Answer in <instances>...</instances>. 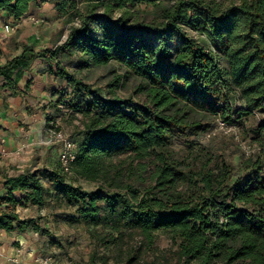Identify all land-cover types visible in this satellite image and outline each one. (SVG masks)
I'll use <instances>...</instances> for the list:
<instances>
[{
	"label": "trees",
	"instance_id": "obj_1",
	"mask_svg": "<svg viewBox=\"0 0 264 264\" xmlns=\"http://www.w3.org/2000/svg\"><path fill=\"white\" fill-rule=\"evenodd\" d=\"M46 4L77 26L53 49L24 46L0 77L15 97L11 78L28 56L51 65L64 52L76 55L75 74L49 68L65 84L53 93L55 112L81 126L74 176L62 174L58 161L4 176L0 231L47 233L17 209H62L68 227L109 252L92 253L90 264H107L112 253L116 263L136 264L159 235L177 245L183 264H264V0L225 8L214 0H0V13L19 20ZM114 65L122 72L103 92L75 76ZM129 77L132 96L117 95ZM256 115L259 152L238 176L201 146L189 162L172 149L174 139L212 121L236 127Z\"/></svg>",
	"mask_w": 264,
	"mask_h": 264
},
{
	"label": "rangeland",
	"instance_id": "obj_2",
	"mask_svg": "<svg viewBox=\"0 0 264 264\" xmlns=\"http://www.w3.org/2000/svg\"><path fill=\"white\" fill-rule=\"evenodd\" d=\"M214 1L222 4L224 8L235 4L237 5L239 2V0ZM141 9H143V7H141ZM6 23L10 26V32L8 34H5L2 28ZM71 26H77V22L74 19L70 21L68 17L60 18L56 11H54L53 6L49 4L43 5L40 8L32 6L30 11L19 20H14L9 18L6 14L0 13V62L7 63L12 60V58L19 56L22 53L24 46L31 48L34 52H39L46 49H53L55 46L61 45L66 40ZM28 59L29 62L27 68L19 71L17 77H12L11 80H15L17 83L22 76H26V74L34 69H45L46 72L49 73V68L51 67L55 70L57 65L64 67L70 73L75 74L74 68L77 62L76 55L68 52L60 54L57 60L51 65L38 57L31 58L28 56ZM114 69L115 71L107 68H95L75 76L77 78H83L86 83L91 84L94 87L101 88L103 92L111 80L122 72L117 65H114ZM110 71H112V73ZM54 81L56 83V90L65 87L64 82L56 80L55 78ZM135 83V79L132 77H129L124 81L122 80L119 87L115 90V93L124 98L132 96ZM1 86L6 88V96L4 97L6 107H8L7 103H11L13 100L15 102L21 101L18 97H12V92L8 90L5 80L2 77H0V87ZM20 88L27 92L29 87ZM53 97L55 98V96ZM55 114L57 115L56 112ZM261 119V116L256 115L254 118L243 121V125H236L234 131L224 130L219 127V121H212L210 122L208 130L199 134H190L187 137L174 139L172 149L177 158L189 162L190 158L188 153L191 150L194 153L198 152L199 146H201L222 158L226 164L231 165L235 176H238L241 174V166L244 161L249 157L255 156L259 152V147L256 142H254L251 129H253L255 124L259 123V120ZM49 125L48 129L52 126L51 123ZM54 126L55 128H58V130H61L68 139L70 138L76 141L80 137L79 131L81 126L79 122L70 119L66 113L62 116L59 114L57 115L56 123L53 124V127ZM192 144H194L193 149H191ZM54 165L55 162L52 160V165L49 166V168H52ZM78 183L86 190L95 188V184L93 183L85 181H80ZM29 212L30 211L26 212L28 217H20L37 219L39 223L38 225L47 230V233L42 234L34 232L31 229L22 233L26 234L28 232L32 236L35 234L37 238L41 237L45 239L42 243H39V248L41 250L39 256L50 257L56 264H90L89 260L92 253L101 256V254L105 252L102 248L98 246L95 247L94 244L91 243L92 241L89 239L88 234L84 229L81 228L75 230L68 227L67 224H65L63 218L64 211L62 209L51 210L50 208H45L42 210V213L32 214ZM12 233L15 234L16 232ZM138 240L140 239L138 238L134 242L132 248H139L140 244ZM57 242L59 245L56 244ZM176 252L177 245H174L165 236L159 235L155 239V244L151 246V249H144L138 252V263L136 264H183L184 260L179 262ZM19 253L20 252H18L17 255ZM108 253L105 252V255L108 256ZM25 255L26 258L23 263L19 261L18 257V260L16 258L17 263H14L26 264L29 256L30 258H33V255L30 252H25ZM114 256L115 254H110L109 257L111 259L108 260L107 264H123L116 263ZM95 264H101V262L96 260ZM187 264H194V261H189Z\"/></svg>",
	"mask_w": 264,
	"mask_h": 264
},
{
	"label": "crops",
	"instance_id": "obj_3",
	"mask_svg": "<svg viewBox=\"0 0 264 264\" xmlns=\"http://www.w3.org/2000/svg\"><path fill=\"white\" fill-rule=\"evenodd\" d=\"M4 65L6 62H0V67ZM55 84L54 76L45 69H34L16 83L19 93L15 97L21 101L13 100L7 103L8 107L6 101L4 102L6 88L0 87V196L4 195V176L21 174L27 168H49L52 160L55 163L58 161L56 147L47 144L48 126L56 123L57 116L53 107ZM20 87L29 88L25 92ZM42 210L29 206L18 208L17 213L19 216L28 217L27 211L33 214L42 213ZM44 240L28 232L14 234L0 231V264H15L17 257L23 263L25 252L39 256V243ZM18 252L20 253L17 255ZM30 261L29 256L26 264Z\"/></svg>",
	"mask_w": 264,
	"mask_h": 264
},
{
	"label": "built area",
	"instance_id": "obj_4",
	"mask_svg": "<svg viewBox=\"0 0 264 264\" xmlns=\"http://www.w3.org/2000/svg\"><path fill=\"white\" fill-rule=\"evenodd\" d=\"M3 31L5 34L10 32L9 24L3 25ZM219 127L227 130L234 131V127H227L222 122H218ZM48 145H53L57 150V160L60 166V170L62 174L67 177L74 176L72 175L71 164L73 160H75V151H76V143L72 139H68L66 135L61 130L50 128L48 130ZM15 263H17L15 261ZM28 264H56L50 257L45 256H33L31 261Z\"/></svg>",
	"mask_w": 264,
	"mask_h": 264
}]
</instances>
